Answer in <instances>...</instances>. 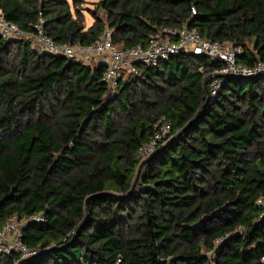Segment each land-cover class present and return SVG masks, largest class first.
<instances>
[{"label":"trees","instance_id":"1","mask_svg":"<svg viewBox=\"0 0 264 264\" xmlns=\"http://www.w3.org/2000/svg\"><path fill=\"white\" fill-rule=\"evenodd\" d=\"M0 9L24 33L41 14L58 44H92L107 28L131 47L187 27L240 47V65L264 60V0H0ZM137 67L109 93L103 63L0 36V230L16 220L36 251L1 253L0 264H264V73L227 77L206 102L218 68L206 57ZM158 120L169 134L142 159Z\"/></svg>","mask_w":264,"mask_h":264},{"label":"built area","instance_id":"2","mask_svg":"<svg viewBox=\"0 0 264 264\" xmlns=\"http://www.w3.org/2000/svg\"><path fill=\"white\" fill-rule=\"evenodd\" d=\"M190 11L192 15L196 12L194 7H191ZM33 29L32 33H24L16 24L7 21L0 9V36L2 38L22 39L26 37L33 40L36 49L41 53L52 56L62 55L86 65L103 63L105 69L102 80L108 85L109 93H114L120 80L128 75L137 74L139 70L137 65L150 68L171 56L185 53L206 57L209 62L218 66L214 74L207 79V89L211 99L217 95L225 79V77L219 78L216 75L225 74L246 78L264 73V60H257L251 67L240 65L236 62V57L241 52L240 47L205 39L196 28L164 26L159 34L150 37L145 45L137 44L131 47L114 44L112 31L107 28L92 44H58L45 33L44 18L41 14L38 15ZM169 131L170 127L158 120L154 124L153 134L138 149V156L143 159L153 154L158 144L166 139ZM257 204L262 206L260 216L264 215V195L258 197ZM34 218L41 219V217ZM6 237L10 239L5 240ZM20 237L21 232L16 220L7 221L0 230V254L15 251L21 253L22 258L34 256L36 251L22 244ZM118 262H120L119 259Z\"/></svg>","mask_w":264,"mask_h":264},{"label":"rangeland","instance_id":"3","mask_svg":"<svg viewBox=\"0 0 264 264\" xmlns=\"http://www.w3.org/2000/svg\"><path fill=\"white\" fill-rule=\"evenodd\" d=\"M94 7H95V6H94L91 2L84 3L83 6H82V13H83V15H84V17H85V21H86V24H87V25L90 24V23L92 22L91 15H90V13L87 11V9H93ZM99 15L101 16L102 13L99 12ZM28 40H30V42L32 43V47H35V44H34L33 40H32V39H29V38H28Z\"/></svg>","mask_w":264,"mask_h":264},{"label":"water","instance_id":"4","mask_svg":"<svg viewBox=\"0 0 264 264\" xmlns=\"http://www.w3.org/2000/svg\"><path fill=\"white\" fill-rule=\"evenodd\" d=\"M216 77H225V78H227V77H234V78H242V77H237V76H231V75H225V74H220V75H216ZM246 78H251V77H246ZM204 88H205V95H206V102L210 99V97H209V95H208V90H207V85H206V82L204 83ZM206 102H205V104H206ZM204 104V105H205ZM24 261V259H21L19 262H18V264H20L21 262H23Z\"/></svg>","mask_w":264,"mask_h":264}]
</instances>
